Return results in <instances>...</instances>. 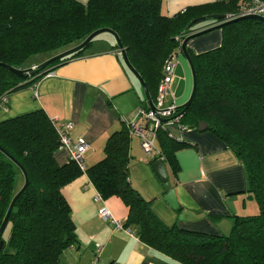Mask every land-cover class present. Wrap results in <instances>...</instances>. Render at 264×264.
Returning <instances> with one entry per match:
<instances>
[{
  "label": "trees",
  "instance_id": "16d2710c",
  "mask_svg": "<svg viewBox=\"0 0 264 264\" xmlns=\"http://www.w3.org/2000/svg\"><path fill=\"white\" fill-rule=\"evenodd\" d=\"M236 10L235 0L192 6L172 16L161 11V0H0V63L24 68L35 55L59 53L94 30L107 28L118 35L154 100L163 64L179 48L180 38L215 22L186 30L187 25L209 14L225 19L226 12ZM220 29L218 47L198 54L187 49L196 84L190 104L179 108L178 126L198 130L203 122L204 131L224 142L244 166L247 192L257 212L234 216L227 235L167 227L129 182L130 136L125 126L108 136L103 157L81 170L70 159L55 163L58 132L44 111L36 109L0 120V225L25 181L19 165L27 179L4 226L10 225L8 241L2 238L4 229L0 235V264H60V254L76 241L61 189L82 173L102 199L120 198L128 208L124 224L134 226L139 240L161 254L181 264H264V21L242 19ZM95 38L44 70L80 56ZM42 72L25 82L27 78L0 65V94L36 81ZM157 138L160 150L149 162L162 158L175 173L174 152L186 143L163 130ZM18 173L22 181L16 189Z\"/></svg>",
  "mask_w": 264,
  "mask_h": 264
},
{
  "label": "crops",
  "instance_id": "0c3cea01",
  "mask_svg": "<svg viewBox=\"0 0 264 264\" xmlns=\"http://www.w3.org/2000/svg\"><path fill=\"white\" fill-rule=\"evenodd\" d=\"M216 1L219 0H161V11L172 16L186 8ZM235 4L237 7L239 0ZM221 40L222 31L218 28L188 40L186 48L198 54L218 47ZM114 45L112 35L105 38L98 35L80 56L8 92L7 110L0 109V120L41 109L51 120L71 122L72 128L67 131L70 140L82 139L88 144L83 154L84 167L96 163L104 155L108 136L135 121L139 106L149 107L140 83L126 68L122 57L120 60V51ZM56 54L38 56L28 68ZM30 80L27 78L25 82ZM191 89V70L179 50L170 88L172 97L167 96L166 103L174 100L177 106H182ZM165 132L170 138L186 143L174 152L178 165L175 173L165 161L177 206L173 208L164 199L167 191L135 136L130 137L128 173L132 187L149 201L152 213L163 225L227 235L234 216L257 212L256 203L247 192L244 166L224 142L208 131L180 129L175 123L167 124ZM155 147L160 150L158 138ZM53 158L58 165L69 161L65 149H56ZM61 192L70 208L76 241L60 254V264H89L96 244L102 246L100 264H181L139 240L134 226H129L131 234L102 220L97 210L105 206L114 218L125 223L128 208L116 196L102 199L85 173L63 186Z\"/></svg>",
  "mask_w": 264,
  "mask_h": 264
},
{
  "label": "built area",
  "instance_id": "2783aa9c",
  "mask_svg": "<svg viewBox=\"0 0 264 264\" xmlns=\"http://www.w3.org/2000/svg\"><path fill=\"white\" fill-rule=\"evenodd\" d=\"M256 15L264 17V0H239L237 10L233 14H227L224 21L231 20L240 16ZM182 38H180L181 46ZM179 48L176 52H173L163 64V75L157 85L156 94L152 101L153 108L139 106L136 110L137 119L126 125L128 135L130 137L135 136L139 139V145L143 155L149 159L158 155V151L155 147V141L157 139V133L159 131H165V126L169 123H175L178 125L180 106H177L172 100L166 103V97L171 96L170 88L173 81V71L175 65V57L178 54ZM35 66L30 69L35 70ZM50 74V71L46 69L42 72V75ZM7 93L0 94V109L7 110ZM51 123L55 127L59 135L58 149H65L68 152L70 160L75 161L81 170H84L83 154L88 148V144L78 139L71 141L67 131L72 128L71 122L61 123L55 118L51 120ZM99 198V197H98ZM98 216L109 222L115 229L125 230L133 234L130 231V227L126 226L121 220L112 216L110 211L104 206L97 210ZM102 250L100 244L95 245L94 256L89 264H100L99 256Z\"/></svg>",
  "mask_w": 264,
  "mask_h": 264
},
{
  "label": "water",
  "instance_id": "95a60500",
  "mask_svg": "<svg viewBox=\"0 0 264 264\" xmlns=\"http://www.w3.org/2000/svg\"><path fill=\"white\" fill-rule=\"evenodd\" d=\"M222 19H224V16L221 15V14H209V15H205V16L193 19L186 27V30H187L190 27H193V26L198 25V24L203 23V22H208V21L215 22L213 24L208 25L205 28H201V29H198V30H196V31H194L192 33L187 34L186 37L181 42L180 51L182 52V54L186 58V60H187V62L189 64L190 70H191V75H192V89H191V93H190V96H189L188 100L183 104L184 108H186L190 104L191 99H192L193 94H194L195 84H196L195 83V77H194V68H193V66L191 64V61H190V58H189V55H188V52H187V48H186V44H187L188 40L192 39L193 37H196V36L202 35L204 33H207V32H209L211 30L221 28L227 22H235V21L242 20V19H255V20L264 21V17L256 16V15L240 16V17L228 20V21H222ZM102 33H109V34H111L113 36V38L115 40V44H116V46L118 47V49L120 51V54H121V57H122L124 65L126 66V68L133 74V76L140 83V85H141V87H142V89H143V91L145 93V97H146V100L148 102L149 108L152 109L153 108L152 99L149 96V93H148V90H147V87H146L144 81L142 80L140 75L136 72V70L129 63V61L127 59V56H126V53H125V50L122 47V44L120 42V39H119L118 35L114 31H112L110 29H107V28H100V29L94 30L81 43H79L78 45H76V46H74L72 48H69V49H67V50H65L63 52H60V53L48 58L47 60H45L42 63H40L35 68V70H31L30 68L23 69L21 67L14 68V67H10V66H7V65H4V64H1V63H0V65H3L5 67H7L14 74L26 79L27 77L33 76L38 71H41V70L45 71L44 69L51 62L59 60L61 58H64V57H66V56L78 51L79 49L83 48L94 37H96V36H98V35H100ZM205 127H206L205 124L203 122H200L198 124V131H204ZM11 159L14 160L13 158H11ZM15 163H17V162L15 161ZM151 165H152V168H153L157 178L163 184V187L167 191L166 194L164 195V199L173 208H175L177 206V203H176L175 196H174V190L172 188H170V183L168 181V174H167V171H166L164 160L162 158H158V159L154 160ZM19 167H20V170H21L22 174L24 175L25 181H24V184L21 187V189L15 194V196L13 197V199L11 200V202H10V204L8 206V209H7V211H6V213H5L4 217H3V220L1 222V225H0V235H1V233H2V231L4 229V226H5L6 222H7L8 216H9V214L11 212V209L13 207L15 199L18 197V195L21 193V191L25 188V186L27 184L26 172L20 165H19ZM1 245H2V241H0V247H1Z\"/></svg>",
  "mask_w": 264,
  "mask_h": 264
},
{
  "label": "rangeland",
  "instance_id": "374dc122",
  "mask_svg": "<svg viewBox=\"0 0 264 264\" xmlns=\"http://www.w3.org/2000/svg\"><path fill=\"white\" fill-rule=\"evenodd\" d=\"M99 37H103V38H105V37H111V35L109 34V33H102V34H100L99 35ZM87 49H88V47H87ZM40 56V55H39ZM42 56V55H41ZM37 59H38V56H33V57H31L25 64H23V69H26V68H28L29 67V65L32 63V62H35V61H37ZM190 95V94H189ZM189 97V96H188ZM188 99V98H187ZM187 99L184 101V102H186L187 101ZM183 102V103H184ZM21 181H22V177H21V175L18 173L17 174V177H16V185H15V188L17 189L19 186H20V184H21ZM9 234H10V225H7L6 227H5V229H4V232H3V234H2V238H3V240L5 241V242H7L8 241V239H9Z\"/></svg>",
  "mask_w": 264,
  "mask_h": 264
}]
</instances>
